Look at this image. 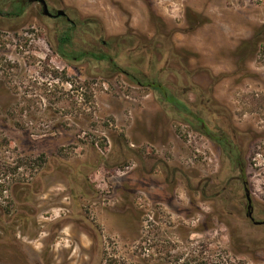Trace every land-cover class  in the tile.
Returning <instances> with one entry per match:
<instances>
[{"label": "rangeland", "instance_id": "obj_1", "mask_svg": "<svg viewBox=\"0 0 264 264\" xmlns=\"http://www.w3.org/2000/svg\"><path fill=\"white\" fill-rule=\"evenodd\" d=\"M48 1L95 22L77 30L81 48L124 37L106 49L119 67L158 74L211 127L237 133L264 221V0ZM56 29L36 4L0 16V186L46 162L21 236L31 261L161 264L170 251L195 264H264V225L247 217L220 148L109 63L61 59Z\"/></svg>", "mask_w": 264, "mask_h": 264}, {"label": "trees", "instance_id": "obj_2", "mask_svg": "<svg viewBox=\"0 0 264 264\" xmlns=\"http://www.w3.org/2000/svg\"><path fill=\"white\" fill-rule=\"evenodd\" d=\"M28 7L26 0H0V16L6 19H19L23 17ZM78 24H95L92 20H87ZM63 31L60 35L58 52L69 62H75L83 59H95L112 65L115 72H124L132 83L151 89L159 104L172 108L179 115H186L184 122L189 124L191 129L205 136L215 143L222 152L223 161L229 166V169L237 171L243 176L246 171V160L242 146L238 143V135L233 134L228 129L221 126L211 127L207 118L199 110L193 111L189 104L182 99V94L173 92L166 84L161 81L159 75L153 77L138 70L124 71L115 61V56L110 53L100 51L85 52L73 43V34L75 26L72 24L61 25ZM124 37L107 41L106 45L110 48L112 42L117 43ZM36 169L35 176L30 180L28 177L21 181H13L8 186H0L2 192L9 193L8 204L0 203V264H42L41 260L31 261L30 254L36 253L28 244L23 242L24 231L35 218L37 207L34 205V197L39 195L35 187L41 185L45 175L44 157L34 160ZM9 187V188H8ZM5 188V190H4ZM149 258V259H148ZM144 258L142 264H151L156 258L148 256ZM107 264H130L125 260H119L111 257ZM141 264V263H139ZM155 264V263H154ZM161 264H195L189 257L183 253L172 254L167 252Z\"/></svg>", "mask_w": 264, "mask_h": 264}, {"label": "flooded vegetation", "instance_id": "obj_3", "mask_svg": "<svg viewBox=\"0 0 264 264\" xmlns=\"http://www.w3.org/2000/svg\"><path fill=\"white\" fill-rule=\"evenodd\" d=\"M26 2L28 3V7L32 4H36L39 6V10H40V13H41V16H43V18H45L46 20H49V21H52L55 26H56V30L58 32V38H57V47H56V53L57 55L63 59L64 61L70 63L69 61H67L66 59H64L60 53L57 51L58 50V47H59V40H60V35L63 31V27H61V25H64V24H72L74 25L76 28H75V31H74V34H73V43L78 46L79 48H81L78 44L75 43L74 41V37H75V34L77 32V30L81 27H86L88 26V24H78V23H82V22H85L87 20H84V21H76V20H72L69 16H68V13L66 10H63V9H56L54 7V5L49 2L48 0H44L45 4L42 3L40 0H26ZM27 7V8H28ZM47 7V9H46ZM27 10V9H26ZM47 10V11H46ZM63 12V14H62ZM106 42L105 40H102V48L99 50L100 52H104V53H108V51H106V49L108 48L107 45H106ZM85 50V52H88V49L87 48H82ZM108 50V49H107ZM77 61V59L75 60ZM102 62V61H100ZM126 71V70H124ZM126 74V73H125ZM127 75V74H126ZM129 79V78H128ZM130 80V79H129ZM132 82V81H131ZM139 87H143V86H139ZM185 101V100H184ZM188 104V102H187ZM232 132V131H231ZM237 135V133H235ZM208 139V138H207ZM212 142V141H211ZM213 143V142H212ZM215 144V143H214ZM216 145V144H215ZM222 153V152H221ZM245 156V155H244ZM223 159V157H222ZM246 160V159H245ZM229 167V166H228ZM245 174H246V171H245ZM245 174L244 176L241 174V173H238V177L236 178L237 181H239V183H241L243 185V189L245 191V197H246V200H247V217L255 224V225H264V221H257L254 217V206H253V200L249 194V190H248V186H247V180L245 178ZM251 214V216H250Z\"/></svg>", "mask_w": 264, "mask_h": 264}, {"label": "water", "instance_id": "obj_4", "mask_svg": "<svg viewBox=\"0 0 264 264\" xmlns=\"http://www.w3.org/2000/svg\"><path fill=\"white\" fill-rule=\"evenodd\" d=\"M42 3H44L45 4V2H44V0H40ZM46 9H47V7H46ZM47 11V10H46ZM62 14H63V12H62ZM250 216H251V214H250Z\"/></svg>", "mask_w": 264, "mask_h": 264}]
</instances>
